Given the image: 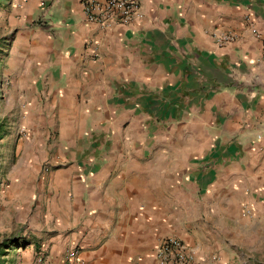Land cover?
<instances>
[{"label": "crops", "instance_id": "crops-1", "mask_svg": "<svg viewBox=\"0 0 264 264\" xmlns=\"http://www.w3.org/2000/svg\"><path fill=\"white\" fill-rule=\"evenodd\" d=\"M139 2L104 28L80 0H5L7 177L39 178L59 264H160L166 236L264 264V0Z\"/></svg>", "mask_w": 264, "mask_h": 264}, {"label": "rangeland", "instance_id": "rangeland-1", "mask_svg": "<svg viewBox=\"0 0 264 264\" xmlns=\"http://www.w3.org/2000/svg\"><path fill=\"white\" fill-rule=\"evenodd\" d=\"M4 2L5 0H0L1 82L7 43L13 35L7 21L8 6L3 5ZM0 107L3 111L6 110L3 104ZM18 123L11 121L8 116L0 119V244L6 243L3 247L6 252L0 261L2 264H59L56 259L58 252L52 248L55 244V236L51 233L53 224L46 216V203L43 200L46 191L39 184V178L30 181L28 193L25 194L22 187L15 186L14 189L7 177L8 168L16 157L14 152L9 151L10 146L6 147L2 140L8 136L9 125L13 127V132L18 130L11 141L24 138ZM67 250L62 253L63 258Z\"/></svg>", "mask_w": 264, "mask_h": 264}, {"label": "built area", "instance_id": "built-area-1", "mask_svg": "<svg viewBox=\"0 0 264 264\" xmlns=\"http://www.w3.org/2000/svg\"><path fill=\"white\" fill-rule=\"evenodd\" d=\"M80 5L87 22L104 28L125 25L142 16L139 0H80ZM252 33L260 37L255 28H252ZM215 39L218 44L224 45L233 40V35L222 33ZM243 213L247 214L249 210L243 209ZM77 254V248H69L63 264H74ZM155 258L160 264H203L204 261L197 259L194 249L176 236H166L157 244ZM215 261L216 256H212L210 263Z\"/></svg>", "mask_w": 264, "mask_h": 264}, {"label": "trees", "instance_id": "trees-1", "mask_svg": "<svg viewBox=\"0 0 264 264\" xmlns=\"http://www.w3.org/2000/svg\"><path fill=\"white\" fill-rule=\"evenodd\" d=\"M4 245H6V243H1V244H0V258H1V256H3V255L5 254V252H6V251L3 250ZM11 245H12V244H10V246H11ZM0 264H2L1 261H0Z\"/></svg>", "mask_w": 264, "mask_h": 264}]
</instances>
